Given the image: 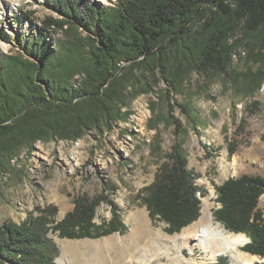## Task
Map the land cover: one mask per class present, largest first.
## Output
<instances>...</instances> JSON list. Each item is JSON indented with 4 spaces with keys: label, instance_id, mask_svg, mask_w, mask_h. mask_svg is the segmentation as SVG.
I'll return each instance as SVG.
<instances>
[{
    "label": "trees",
    "instance_id": "trees-1",
    "mask_svg": "<svg viewBox=\"0 0 264 264\" xmlns=\"http://www.w3.org/2000/svg\"><path fill=\"white\" fill-rule=\"evenodd\" d=\"M47 5L60 17H48L41 34L64 30L65 40L53 48L40 35L21 39V52L3 55L0 62V175L10 173L13 163L39 142H77L128 123L132 105L142 95L163 99L181 142L185 126L173 112L179 108L189 124L199 122V112L177 104L174 97L187 95L194 75L206 82L198 92L226 76L234 80V60L243 46L264 63V0H117L107 7L86 0H48ZM262 75L245 77L239 88L258 91ZM153 114L165 118L154 109ZM179 146L148 189L151 216L159 215L169 234L181 232L200 215V190ZM263 194V177L228 180L218 189L221 208L215 212L229 232L250 238L243 250L261 257L264 219L257 207ZM99 205L100 200L78 198L74 211L54 229L71 239L116 231L90 233ZM52 223L47 216L21 225L4 222L0 262L56 264ZM71 229L80 232L74 235Z\"/></svg>",
    "mask_w": 264,
    "mask_h": 264
},
{
    "label": "rangeland",
    "instance_id": "rangeland-1",
    "mask_svg": "<svg viewBox=\"0 0 264 264\" xmlns=\"http://www.w3.org/2000/svg\"><path fill=\"white\" fill-rule=\"evenodd\" d=\"M47 1L0 0V62L3 55L21 52V39L40 35L53 48L65 40L64 30L40 32L48 17H60ZM86 1L104 7L117 2ZM252 56L250 49L243 46L234 60V80L226 76L198 92L206 82L194 75L187 95L174 97L177 104H189L199 112V122L189 124L176 107L173 114L185 126L181 142L175 139V127L168 122L163 99L151 94L138 98L132 105L134 114L129 122L112 131L93 132L77 142H39L32 151H25L13 163L10 173L0 175V226L4 222L21 225L40 216L53 220L49 237L59 249L56 264H61L66 254L67 264H128L148 249L152 264H174L165 252L154 257V244L160 240L166 244L172 237L187 234L209 216L228 233L243 235L229 232L215 218V212L221 208L218 189L228 180L244 175L264 178V83L256 92L246 93L239 88L247 76H264V63ZM153 109L165 118L159 120ZM177 144L184 150L189 170L196 177L200 215L181 232L169 234V225L159 215L156 219L151 216L148 189ZM78 198L100 200L90 233L104 234L112 228L116 231L94 238L62 237L54 228L74 211ZM257 210L264 219V194L258 200ZM70 231L74 235L80 232ZM244 236L248 241L238 247L236 256L246 253L260 258L253 264H264V257L243 250L251 242ZM135 240L138 247L132 248ZM194 242L191 239L181 250L189 262L181 261L178 251L173 250L175 259H179L177 264H240L227 254L214 257L211 252L192 246Z\"/></svg>",
    "mask_w": 264,
    "mask_h": 264
},
{
    "label": "bare ground",
    "instance_id": "bare-ground-1",
    "mask_svg": "<svg viewBox=\"0 0 264 264\" xmlns=\"http://www.w3.org/2000/svg\"><path fill=\"white\" fill-rule=\"evenodd\" d=\"M191 239L195 241L192 246L200 247L206 252H211L214 257L219 254H227L233 259H237L240 264H253L255 261L260 260V258L246 253H241L240 257L238 258L236 256V253L238 252V247L243 243L247 242L248 238L244 236V234L233 235L228 233L220 224L216 223L211 216L206 219L202 218L200 222L197 223L190 230V232H187V234L184 233L183 235L172 237V239L166 244L162 242L163 240L156 242V245L154 244L153 247V256H159L160 254L165 252L164 254L172 258L174 264H177L178 258L175 259L176 255L173 254V250L175 249L178 251L177 256L181 261L189 262L187 258L183 256L181 250L185 245H187L188 242L191 241ZM131 244L130 245L132 246V248L138 247L136 240L133 241ZM148 250L144 251V254L141 256V258H137L136 260H129L128 264H152V261L149 259ZM100 254L102 253L100 252ZM67 258L68 256L66 254L65 257L61 260V264H67ZM134 258H136V256H134ZM106 260H108V258Z\"/></svg>",
    "mask_w": 264,
    "mask_h": 264
}]
</instances>
